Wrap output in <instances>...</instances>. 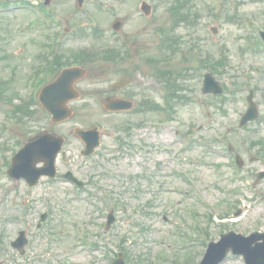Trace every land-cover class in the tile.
<instances>
[{
    "label": "rangeland",
    "instance_id": "374dc122",
    "mask_svg": "<svg viewBox=\"0 0 264 264\" xmlns=\"http://www.w3.org/2000/svg\"><path fill=\"white\" fill-rule=\"evenodd\" d=\"M83 1L80 10L75 0L46 6L59 19L60 25L53 24L57 31L65 18L71 28L55 51L96 52L74 85L80 98L70 104L72 116L62 123H52L38 102L23 121L12 118V106L32 92L27 79L50 31L27 9L0 15V264H111L124 251L125 264H187L189 258V264H199L206 241L220 233L264 231V177L257 180L264 171V53L252 38L255 29L264 28V0H181L188 19L173 31L170 6L176 0H145L153 9L149 17L138 9L142 0ZM115 19L122 22L118 34L110 27ZM95 21L101 32L90 28ZM169 29L168 39L176 41L172 49L162 45V30ZM111 44L125 46L129 55L103 56V47ZM204 59L222 61L220 72H213L224 86L220 95L201 93V76L210 71L197 67ZM158 69L169 70L177 84L171 98L169 79ZM124 75L135 83L112 90V82ZM42 76L51 80L47 72ZM249 88L259 115L239 127ZM180 94L187 97L182 102ZM110 95L131 100L133 109L104 110L100 101ZM93 125L106 131L97 153L84 158L83 143L72 130ZM43 130L65 137L68 167L86 181L83 188L58 178L41 179L31 189L9 182L5 159ZM235 155L244 162L239 170ZM110 209L116 218L105 230ZM43 212L49 218L37 228ZM20 229L28 235L22 257L6 248ZM221 264L243 260L229 254Z\"/></svg>",
    "mask_w": 264,
    "mask_h": 264
},
{
    "label": "water",
    "instance_id": "95a60500",
    "mask_svg": "<svg viewBox=\"0 0 264 264\" xmlns=\"http://www.w3.org/2000/svg\"><path fill=\"white\" fill-rule=\"evenodd\" d=\"M82 74L83 71L79 68L65 69L60 73V75L54 82L45 86L41 91L39 100L44 105V107L53 114L52 119L54 121H60L69 116L70 112L67 107H65L66 101L77 95V93L71 90V85L72 82L75 79L79 78ZM123 82L124 81L121 80L119 84ZM221 90L222 89L219 87L218 83L214 81L211 75H205L203 88L204 92L212 91L214 93H219L221 92ZM129 105V103L123 102H119V104L117 105L116 101L108 104L111 109H117L118 107H128ZM256 115L257 114L255 111V107L252 105L251 108H249L248 112L244 115L241 122L244 124L247 120L255 118ZM77 132L79 136L87 143L86 150L83 153H91L94 147L98 145L97 132L95 131V129L88 131L77 130ZM61 141V138L43 135L38 141L26 145V147L22 149V151H20L16 156V164H13L11 171L13 169H17L18 164L20 163H27L30 165L31 162L35 161V159L37 158L34 157L35 155L45 158L48 163H51L54 155L57 153L60 147ZM38 146H40V148H36ZM40 173L47 172L44 171ZM223 238H225L226 241L231 245L233 252L243 254L246 259V264H264V234L260 235L258 233H253L249 237H241L230 233L223 236ZM261 238L263 240L261 242H258V240ZM222 242L223 241L221 240L219 243L215 244V246L221 245ZM20 243H22V241ZM228 243L221 247V251L214 253L216 259L208 261L204 264H217L225 256L229 247ZM252 243L255 244L252 246ZM117 262L118 261H116L114 264H122L121 262Z\"/></svg>",
    "mask_w": 264,
    "mask_h": 264
}]
</instances>
